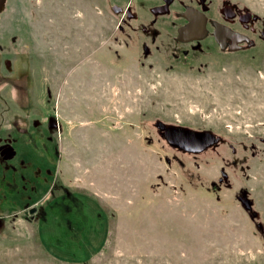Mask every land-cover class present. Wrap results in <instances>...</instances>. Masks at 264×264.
I'll list each match as a JSON object with an SVG mask.
<instances>
[{"label":"rangeland","instance_id":"rangeland-1","mask_svg":"<svg viewBox=\"0 0 264 264\" xmlns=\"http://www.w3.org/2000/svg\"><path fill=\"white\" fill-rule=\"evenodd\" d=\"M177 1L158 18L154 0L6 1L0 38L29 42L33 110L60 130L31 118L43 171L14 166L24 193L0 208V264H264V39L180 44L176 13L195 0ZM229 1L264 30V0ZM159 121L220 144L179 152Z\"/></svg>","mask_w":264,"mask_h":264},{"label":"flooded vegetation","instance_id":"flooded-vegetation-1","mask_svg":"<svg viewBox=\"0 0 264 264\" xmlns=\"http://www.w3.org/2000/svg\"><path fill=\"white\" fill-rule=\"evenodd\" d=\"M146 1L150 0H141L144 7L149 4ZM154 3L149 10L153 16L158 18L169 15L178 1L154 0ZM180 5L181 7L183 5V8L176 13L181 22L176 29V40L178 41V30L189 22L192 24V36H203L196 41H178L180 44H196L209 40L222 53L236 54L253 50L257 47V42L264 39L261 17L248 10L240 2L221 0L218 4H214L212 0H195L194 3L182 2ZM161 9L165 10V14L159 13ZM112 10L116 14L125 13V9L117 4L112 5ZM27 43L29 42L26 40L23 43L22 37L16 33H13L11 37L0 38V208L3 209L7 208L6 204H11L13 197L19 192L24 193L22 182L18 184V177H15L18 171L14 169L16 164L23 167L25 171L31 168L32 174H35L36 170L39 174L43 171L40 165L32 162V155L41 154V145L29 140L32 133L29 130L32 116L37 115L41 118L45 115L49 127L54 131L60 130L59 121L53 118V114H48L43 110H33L32 104L35 99L33 85L36 69L34 59L36 57ZM35 136L40 138V136ZM22 147L30 149L27 155L21 153ZM49 152L47 149V156H51ZM56 153L55 151L52 153L54 160L57 158ZM47 160L50 161L48 158ZM7 190L14 191V194H9ZM16 202L13 201L12 205ZM33 212H36V208L30 210V213Z\"/></svg>","mask_w":264,"mask_h":264},{"label":"water","instance_id":"water-1","mask_svg":"<svg viewBox=\"0 0 264 264\" xmlns=\"http://www.w3.org/2000/svg\"><path fill=\"white\" fill-rule=\"evenodd\" d=\"M6 0H0V13L5 10ZM159 13L165 14V10L161 9ZM192 24L182 26L179 31V42H190L201 39L203 36H192ZM156 127L162 132V135L168 145L178 149L181 152H186L193 155L213 148L220 144L221 138L214 132L205 130H192L187 127H180L175 125H167L161 121L156 123Z\"/></svg>","mask_w":264,"mask_h":264}]
</instances>
